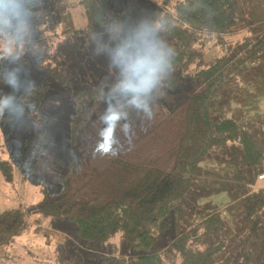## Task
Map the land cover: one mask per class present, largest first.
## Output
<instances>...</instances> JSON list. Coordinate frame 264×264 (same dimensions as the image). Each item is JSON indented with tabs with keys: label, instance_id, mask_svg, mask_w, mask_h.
<instances>
[{
	"label": "trees",
	"instance_id": "obj_1",
	"mask_svg": "<svg viewBox=\"0 0 264 264\" xmlns=\"http://www.w3.org/2000/svg\"><path fill=\"white\" fill-rule=\"evenodd\" d=\"M56 1L46 0L48 3ZM168 2L163 0L161 8L156 2L151 3L148 13L138 21L134 31L144 43L134 54L135 61L120 58L112 69L103 70L100 84L86 88L76 84L78 76L71 74L68 61L61 63L36 49L42 44L50 46L52 42L41 30L48 16H39L44 11V0H20L18 6L15 4L16 15L5 10L4 17L0 18V41L4 37L5 41L6 38L13 40L10 39L13 37L18 46L14 53L8 54L3 53L7 44L0 47L2 76L26 62L28 56H33L34 66L43 74L44 82L20 91L19 104L34 117L51 83L64 87L76 104L70 121L71 143L79 140L89 123L105 122L104 117L112 111L121 114L117 123L141 114L156 127L170 121L175 124L171 143L155 161L135 163L118 157L113 166L90 177L76 189L69 171L59 190L44 191L36 202L37 213L68 219L85 245L105 243L120 232L135 239L133 247L140 250L138 254L101 258L98 264L112 261L116 264H165L153 246L159 234L168 228L171 216L175 220L181 218L180 198L190 186V175L197 163L209 149L238 140L248 161L255 163L260 154L234 119L210 114L208 103L225 82L229 69L240 68L263 56L260 50L263 39L235 57L207 59L205 42L214 38L216 44L222 45L227 35L237 32L241 23L238 0H175L170 7ZM79 4L87 21L84 46L88 47L111 18L109 0H80ZM32 17L36 21H31ZM58 22L63 23L60 33L63 36L79 34L68 8L59 11ZM28 40H33V51L23 56ZM19 41L24 44L22 50ZM214 44L212 46L216 47ZM161 56L162 70L157 71L155 82L147 91L135 90L142 74L130 71L131 66L144 59L155 61ZM125 84L132 87L125 88ZM3 100V85L0 84V112ZM0 171L5 181L12 182V167L7 161L0 159ZM240 202L244 207L243 216L249 222L242 249L236 254H226L222 240L212 241L211 234L223 226L221 215L213 213L173 240L180 264H255L260 240L264 237V184L244 194ZM23 226V213L18 209L0 213V257ZM77 259L78 256L73 255L64 259V263L76 264Z\"/></svg>",
	"mask_w": 264,
	"mask_h": 264
},
{
	"label": "rangeland",
	"instance_id": "obj_2",
	"mask_svg": "<svg viewBox=\"0 0 264 264\" xmlns=\"http://www.w3.org/2000/svg\"><path fill=\"white\" fill-rule=\"evenodd\" d=\"M162 1L109 0L111 18L107 26L85 47L87 21L80 0L51 3L44 0V11L39 16H48L41 30L52 42L50 46L42 44L36 49L61 63L68 61L71 74L78 76L76 84H81L80 88L96 86L101 83L103 70L112 69L120 58L135 61L134 54L144 43L138 40L134 31L137 23L141 16L148 13L151 3L156 2L161 8ZM19 2L14 0L16 5ZM238 2L241 10L238 32L227 35L222 45L216 44L214 38L205 42L207 59L232 58L260 39L264 41V0ZM174 3L175 0H169L167 6ZM65 8L71 11L75 28L80 30L77 36L60 34L64 26L58 22V15ZM30 20L36 21L33 17ZM27 35L30 37L31 33ZM6 39L4 37L0 41V47L7 44L3 53H14L18 48L14 38ZM19 44L22 50L24 44L20 41ZM25 46L23 56L33 51V40L25 41ZM260 47L263 56L240 68L229 69L225 82L208 103L210 114L230 117L241 126L260 153L258 159L255 163L248 161L238 140H229L209 149L197 163L190 175V186L180 198L183 208L181 218L175 220L171 216L168 228L159 234L153 246L165 264H180L173 240L213 213L221 215L223 226L217 233L211 234L212 241L222 240L225 253L230 255L239 252L244 245L249 222L243 216L244 207L240 199L247 192L257 189V185L264 184L257 180V174L264 171V42ZM61 55L63 59H60ZM0 78L4 81L0 159L11 165L13 177L12 182H7L0 171V213L18 209L24 218V226L4 250L0 264H65L64 259L73 255L78 256V264H98L101 258L138 254L140 250L133 247L135 239L121 232L105 243L85 245L68 219L43 216L34 207L44 191L60 189L69 171L76 189L90 177L113 166L118 157L135 163L155 161L163 155L174 137V122L156 127L146 115L132 116L116 123L114 143L108 151H104L100 147L104 142L102 133L109 125L93 121L82 130L79 140L71 143L70 121L76 104L64 87L52 82L34 117L29 116L19 104L20 91L44 82L43 74L34 66L33 56H28L26 62L6 75L2 76L0 70ZM254 262L264 264V237L260 240ZM109 264H116V261Z\"/></svg>",
	"mask_w": 264,
	"mask_h": 264
},
{
	"label": "clouds",
	"instance_id": "obj_3",
	"mask_svg": "<svg viewBox=\"0 0 264 264\" xmlns=\"http://www.w3.org/2000/svg\"><path fill=\"white\" fill-rule=\"evenodd\" d=\"M5 10L10 14L16 15V6L14 0H0V18L5 15ZM162 56L157 60L153 61L151 59H144L139 61L135 65L131 66L130 71L135 74H142L139 86L135 90L147 91L148 88L155 82L156 73L158 70H162ZM0 84H4L3 80H0ZM125 88L132 87L131 84L123 85ZM34 114V113H33ZM105 122L108 123L109 127L102 133L104 136V142L101 143L100 147L104 151H108L114 141L113 133L115 131L116 123L121 119V114L115 111L110 112L109 115L104 117Z\"/></svg>",
	"mask_w": 264,
	"mask_h": 264
},
{
	"label": "built area",
	"instance_id": "obj_4",
	"mask_svg": "<svg viewBox=\"0 0 264 264\" xmlns=\"http://www.w3.org/2000/svg\"><path fill=\"white\" fill-rule=\"evenodd\" d=\"M257 179L264 180V172H261L257 175Z\"/></svg>",
	"mask_w": 264,
	"mask_h": 264
},
{
	"label": "crops",
	"instance_id": "obj_5",
	"mask_svg": "<svg viewBox=\"0 0 264 264\" xmlns=\"http://www.w3.org/2000/svg\"><path fill=\"white\" fill-rule=\"evenodd\" d=\"M237 32H238V31H237ZM235 33H236V32H235ZM259 173H261V172H259ZM259 173H258V174H259ZM258 174H257V175H258ZM258 184H259V183H258ZM255 185H256V184H255ZM259 185H260V184H259ZM259 185H257V186H259Z\"/></svg>",
	"mask_w": 264,
	"mask_h": 264
}]
</instances>
